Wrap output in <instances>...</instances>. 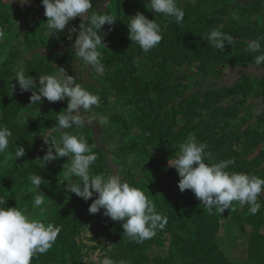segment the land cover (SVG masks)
I'll return each instance as SVG.
<instances>
[{
  "label": "trees",
  "instance_id": "16d2710c",
  "mask_svg": "<svg viewBox=\"0 0 264 264\" xmlns=\"http://www.w3.org/2000/svg\"><path fill=\"white\" fill-rule=\"evenodd\" d=\"M99 1L101 0H93V9H90V11L95 10ZM117 1L120 6L121 0ZM235 1L197 0L192 3L181 2L180 0L178 6L185 11L184 20L182 24H177L174 21L173 27L175 29H167V31L171 30L172 33L170 34L172 35L170 40L167 39L166 33L162 32L163 38L160 43L165 40L170 41L171 44L170 49L163 51L179 53L184 50L183 52L196 55V59L201 60L205 53L201 50L209 49L203 37L211 30L219 29L231 35L234 38V43L232 46H226L221 51L215 49L212 53L213 58L210 57L208 63H213L218 73H221L227 63H236L241 66L255 65L253 57L260 53H248L246 48L248 42L264 37V0H252L247 4L237 3L232 6ZM12 9L14 7L9 0H0V33L3 34V44L0 49L3 54L10 45L9 36L5 33L12 30ZM234 16L238 19H234ZM46 20L47 17L45 16L40 20V25L46 23ZM28 29V33H31V35H25L19 41L20 47L30 41L37 40L34 36L35 26L29 24ZM21 33L18 31L17 34L21 35ZM45 33L42 32L38 37H43ZM44 37L47 39L46 36ZM195 41L202 43V46L204 43L205 46L198 49L188 46V44ZM66 44L70 47L72 42L66 39ZM176 44L177 47L174 48ZM184 46L185 49H182ZM261 46L264 49V41H261ZM198 51L201 54H198ZM71 52L75 54L73 50ZM2 57L0 56V60H2ZM72 59L71 57L68 67L72 63ZM4 64L7 65V62H4ZM154 65L156 66L155 70L144 77L139 84H136V92H132L134 96L139 95L140 98H134V101L129 98L123 107L119 105L118 113L110 110L108 116L118 127H122L127 121H130L132 127L137 129V133L125 136L127 137V145L121 147V152H124L125 156L128 153H135L138 158L146 159V164L139 168L141 172L137 177L135 167L128 166L125 163L126 175L124 177L131 185L141 188L146 194L150 189L156 192V195L150 198L155 200L158 212L168 219L165 229L160 231L171 233L174 240L173 244L178 247L177 252L153 258L147 251L152 238L145 240L143 243L132 241L123 235V221H112L103 215V209L99 213L90 214L89 206L93 201H85L75 194L76 201L73 200L72 203L64 199L53 202L56 204L53 222L59 223L58 225L62 229L59 234L60 245L57 249L50 251L51 256L58 255L57 259L55 257L51 258V256H48L49 254L46 256L43 254V258L37 255L33 258L32 264H83L81 247L78 245L76 237L83 229L87 228L94 231L98 240L100 236L108 238L110 247L104 245L102 248L116 264H119L121 260L127 261V264H175L176 262L182 264H225L222 255L217 254L215 249L210 247L209 241L213 243L220 222L229 218V216L233 217L241 234L247 232L245 223L251 225L252 230L248 237L250 262L251 264H264V201L261 195L258 197V202L262 204V207L255 215L249 212L248 206H245L243 210H238V207H236L234 211H225L223 214L214 211L209 213L191 190L180 191L178 187L180 177L177 170L159 165L155 155L148 152V147L151 145H156L158 149H162L166 144L176 141L185 142L189 135H194L199 142L208 145L206 151L213 153L216 162L229 159L235 161L234 164L229 165L228 171L245 172L264 178V166H262L264 160V114L256 123H250V119L237 127L232 126V128L229 122L223 125L213 123L209 116L202 113V109L208 107L206 98H182L178 100L177 95L171 98L165 94L166 90L170 88L166 78L174 77V70L171 69V72L165 67L164 59L158 60ZM32 67H28V73ZM262 67L264 68V66ZM123 70L124 68L121 65L117 69V73L123 72ZM244 80V82L236 85L237 90H243L248 85L249 79L244 77ZM262 85L264 86V82ZM160 86H166V90L161 91ZM16 88H19V86H16ZM149 92H155L163 98H146ZM164 94L165 96H163ZM261 95L264 96V90ZM30 96L29 91L21 92L20 90L19 95H15L13 98L12 104L15 106L26 105V101ZM198 96H201V94ZM243 101L245 102V100ZM243 101L239 104L238 102L233 103L234 111L232 115L241 113L238 106L242 105ZM116 104L112 103V106L114 107ZM28 113L17 111L16 115L11 118L10 130L19 135L16 138L18 143L15 144V147L12 144L10 146L14 153L17 148L21 147L20 141L25 145H32L36 141L37 135L41 132L38 127L39 123L47 125V121L43 119L42 121L31 120L29 123L20 121ZM38 115L41 118L43 116ZM83 131H86L85 128ZM124 135H120L122 141L125 140ZM87 141L91 145L92 138H87ZM231 142L238 143V146L234 148ZM92 149L98 157L101 156L102 152L93 147ZM25 150V155L17 160L29 157L40 160L46 154L45 150L37 151V146H27ZM91 167L100 170L97 165ZM29 170L31 173L28 176L38 175V171L42 170V184L40 188L35 186L34 188L45 190L50 193L49 197L54 195V189L63 185L64 166L62 163L55 165L50 171L40 168L38 163H33ZM44 174L47 175L44 176ZM0 197L7 201L1 192ZM2 206L10 207L11 205L7 201ZM180 229L183 234L179 233ZM96 248L95 246L94 249ZM185 256L188 258L182 259Z\"/></svg>",
  "mask_w": 264,
  "mask_h": 264
},
{
  "label": "rangeland",
  "instance_id": "374dc122",
  "mask_svg": "<svg viewBox=\"0 0 264 264\" xmlns=\"http://www.w3.org/2000/svg\"><path fill=\"white\" fill-rule=\"evenodd\" d=\"M182 1L195 3L197 0H181V2ZM250 1L252 0H236L232 6H235L237 3L247 4ZM9 2L17 6L13 4L14 9H12L13 12H11V17L13 18L12 30L5 33L10 39L9 48H6V50L4 49V54L0 49V56H3L2 60H0V126L10 129L11 118L16 115L17 111L19 113L20 111L29 112L20 120L24 123H29L31 120L42 121V119L47 121V125L39 123L38 127L41 132L37 135V139L32 145H25L20 141V146H23L25 149L27 146H37V151L45 150V152H47L49 145L44 142L42 134L46 133L47 129H50L57 123L55 120L57 113L66 111L67 100L52 103L48 102L46 98H42V101L36 104H30L31 101L30 98H28L26 105H13V98L20 93L19 88H16V86H19L18 82L13 79L14 73L16 70L22 69L26 75L34 76L38 81L39 75L52 74L60 67L67 69L71 57L73 59L66 70L67 73L77 76V83H80L100 97V105L98 107L94 106L91 110L93 119L99 116H108L110 110H114L115 113H118L119 105L123 107L124 104H126V100L132 98L131 100L134 101V98H140L139 95L134 96L132 94V92H136V84H139L144 77L155 70L156 66L154 64L160 59H164L165 67L170 71L171 69L174 70L175 73L174 77L170 79L168 77L166 78V82H168V85L170 84V88L166 90V86H160V90H166L165 94L169 95L171 98L177 95L179 98L178 100L182 98H206L208 107H204L202 113L209 116L213 123L223 125L229 122L232 128V126L237 127L239 124L250 119V123H256L264 114V96L261 95L264 90V86L262 85L264 82V68L262 66H241L236 63H227L221 70V73H218L213 63H208L210 57L213 58L212 53L215 49L212 48L205 39L209 49L201 50L205 51L203 59L201 60H197L195 57L196 55L183 52L184 50L179 53H167L163 51L171 48L170 41L164 40L163 43H159L158 46L148 53H144L135 42L132 43L128 36L129 28L127 22L131 19V16H135L137 13H143L149 19H155L161 26L162 32L166 33L168 40L172 38V35H170L172 34L171 30L175 29V27H173L174 20L172 21V18L150 11L145 6V0H121L120 6L117 0H107V7H105L106 0L99 1L101 3L96 9L97 11H101V14H111L117 17L113 25H108L106 23L100 30L102 33H105L103 36V43L106 45L100 47L102 63L105 66L103 75L96 74L94 70L77 60L75 54L71 52V50H73L75 53L72 47L74 42H72L70 47L66 44L65 30L59 32L58 35H52L47 30L46 23L42 24L45 26L40 25L41 14H37L38 12L36 9L31 6L42 3L41 0H30V3L24 6H21L19 2L17 4L15 0H9ZM178 2H180V0H177V3ZM96 10H94V12ZM29 24L35 26L36 30L34 36H36L35 38L37 40L30 41L20 47L19 41L25 35H31V33H28ZM6 28L8 29V27ZM167 29L171 30L167 31ZM18 31L22 32L21 35L17 34ZM42 32H46L44 36H46L47 39H45L44 36L38 37ZM2 44V39H0V48ZM189 45L193 46L195 49L205 46L204 43L202 46V43L197 41L191 42L188 46ZM176 47L177 44L174 45V48ZM11 48H13V50H11ZM182 49H185V46ZM15 50L18 52L16 53ZM198 54H201V52L198 51ZM4 62H7V65H5ZM73 65H76V67ZM121 65L124 70L123 72L120 71L117 73V69H119ZM31 66L33 67L28 73V67ZM244 77L249 79L248 85H246L243 90H237L236 85L244 82ZM13 85H15L14 88ZM29 92L31 95V91ZM199 93L201 96H198L200 95ZM165 94L163 96H165ZM179 95H181V97H179ZM146 98L163 97H159L155 92H149ZM243 100H245V102ZM242 101L243 104L238 106L241 113L232 115L234 111L233 103L238 102L239 104ZM112 103L117 104L113 107ZM38 114L43 115L42 118ZM85 130L86 131L73 128L68 131L69 134L72 135L82 133L86 139L91 137L92 147L102 152L101 156H99L97 161L92 165L99 166L100 170L91 167L92 174H107L115 171L121 175L123 180L127 181L124 177L126 175L124 169L128 164V166L135 167V174L138 177L141 172L139 168L146 164V159L142 160L138 158L135 153H128L125 156L124 152H121V147L127 145V137L125 136L137 133V129L132 127L130 121H127L124 126L118 127V125H115L109 118V124L107 126L101 127L93 123L91 126L86 127ZM11 131L13 135L10 138L9 147L6 152L7 159L5 160V154H0V192L9 202L11 205L10 207L26 209L27 213L31 214L34 218L40 219L46 224L52 223L55 226H59V223L53 222L56 206L53 202L64 199L72 203L73 200L76 201L75 194L66 191L64 187L67 184V181H64L65 176L62 180L63 185L54 189V195L51 197L48 196L50 193L45 190H37L34 188V185H32L28 179V174L31 173L29 168L33 163L39 164L40 160L30 157L17 160L10 146L12 144L15 147V144L18 143L16 138H18L19 135L15 131ZM62 134L63 133H57L56 135L59 137ZM123 134H125V140L122 141L120 135L123 136ZM180 143L182 142H172L166 144L162 149H158L156 145H151L148 147V152L155 155L159 165L171 167L169 166V160L178 155L179 149L176 146ZM231 144L234 148L238 146L236 142H231ZM138 160L139 162H137ZM68 162V157H61L47 163L44 169L50 171L55 165L62 163L64 166ZM67 166V164L64 166L65 170ZM262 166H264V160ZM41 171H38V175H41ZM45 175L47 174H44V176ZM127 182L130 183L129 181ZM41 193H44L45 200V204L41 206L43 211L33 207L35 196ZM147 194L152 197L156 195V192L150 189ZM261 196L264 201V192H262ZM94 199L95 196L88 201L91 202ZM153 201L155 203V200ZM245 206L248 205L240 206L236 202L233 203L234 209L238 207V210H243ZM225 211L232 212L231 209ZM245 224L247 232L241 234L233 217L229 216V218L223 219L220 222L219 229L215 232L213 243L209 241L210 247L215 249L217 254L222 255L221 257L225 261V264H251L248 237L252 227L247 223ZM179 233L183 234L181 229ZM76 241L81 247V260L83 264H98V261L108 256L106 251L102 248L104 245L110 247L108 238L100 236L98 240L94 231L89 228L83 229L76 237ZM173 242L174 240L171 233L157 231V234L151 239L147 251L153 258L163 257L172 252H177L178 247L174 245ZM58 245H60L59 235L45 256L48 254V256H51L50 251L55 248L57 249ZM95 246L97 247L96 249H94ZM40 256L43 258V254ZM54 257L57 259L58 255L51 256V258ZM186 258L188 257L185 256L182 259ZM58 259L60 260V258ZM175 264L182 263L176 262Z\"/></svg>",
  "mask_w": 264,
  "mask_h": 264
},
{
  "label": "clouds",
  "instance_id": "9594fccd",
  "mask_svg": "<svg viewBox=\"0 0 264 264\" xmlns=\"http://www.w3.org/2000/svg\"><path fill=\"white\" fill-rule=\"evenodd\" d=\"M45 8L46 28L53 34H59L75 18H81L78 35L73 43L78 61L103 75L105 66L102 63L100 47L103 36L100 30L107 23L113 25L117 17L101 14L93 10V0H41ZM21 6L28 5L30 0H19ZM145 6L155 14L173 18L182 24L185 11L178 6L177 0H145ZM107 7V0L105 3ZM234 19L238 17L234 16ZM128 36L132 43L139 45L144 53L158 46L162 40L161 26L155 19H149L143 13L131 16L127 22ZM72 32H77L76 28ZM3 34L0 33V39ZM212 48L224 50L233 45L234 38L219 29H213L203 37ZM261 41L264 37L248 42V53H260L253 57L257 66H264V49ZM76 67V65H73ZM21 92L31 91L30 104H36L46 98L48 102L67 100L66 111L57 113V123L42 134L44 142L49 145L46 154L40 159L39 167L45 168L47 163L68 157V166L63 174L68 193L88 201L95 196L89 206V213L96 214L103 209V215L112 221L121 222L124 236L136 243H143L153 238L157 231L165 229L168 224L166 216L158 212L156 204L141 188L123 180L118 172L92 174L91 166L97 161L98 155L90 147L82 133L69 134V129H84L93 123L101 127L109 124L108 116H91L94 106L100 105V97L77 83V76L68 74L60 67L52 74L39 75L37 78L26 75L22 69L14 73ZM15 85H13V88ZM57 133H63L57 137ZM12 131L0 126V154H5L9 147ZM179 153L169 160V166L175 167L180 177L178 187L181 192L191 190L209 213L213 211L223 214L225 210L234 211L233 203L240 206L248 205L252 215L257 214L262 204L258 197L264 192V178L245 172L228 171L234 160L215 161L212 152L206 151L208 145L199 142L194 135H189L185 142L178 146ZM23 146L15 150L16 159L25 155ZM65 164V165H66ZM64 165V166H65ZM31 184L40 188L42 176L32 174L28 177ZM63 184V183H62ZM7 203L0 197V264H32L35 256L46 254L57 240L61 227L45 223L18 207H3ZM45 204L44 193L34 198L35 209ZM98 264H116L105 256ZM119 264H127L121 260Z\"/></svg>",
  "mask_w": 264,
  "mask_h": 264
},
{
  "label": "built area",
  "instance_id": "2783aa9c",
  "mask_svg": "<svg viewBox=\"0 0 264 264\" xmlns=\"http://www.w3.org/2000/svg\"><path fill=\"white\" fill-rule=\"evenodd\" d=\"M82 19L81 18H75L69 21V24L66 26L65 35L66 39L70 42H74L76 39V36L78 35L79 25L81 24ZM76 28L77 32H72V29Z\"/></svg>",
  "mask_w": 264,
  "mask_h": 264
},
{
  "label": "crops",
  "instance_id": "0c3cea01",
  "mask_svg": "<svg viewBox=\"0 0 264 264\" xmlns=\"http://www.w3.org/2000/svg\"><path fill=\"white\" fill-rule=\"evenodd\" d=\"M16 2H17V4H18V2H19V0H15ZM101 2H98V4H97V6H96V8H95V10L98 8V6H99V4H100ZM10 4H14V3H12V2H10ZM14 6H17V5H15L14 4ZM29 6H31V5H29ZM19 7V6H18ZM31 7H34L35 9H36V11L38 12L37 14H41V17H40V19L42 20L44 17H45V8H44V6L42 5V3H37L36 5H34V6H31ZM91 11L89 10V13H90ZM94 12V11H93ZM18 21H20V20H18ZM72 47H73V45H72ZM74 49V48H73Z\"/></svg>",
  "mask_w": 264,
  "mask_h": 264
}]
</instances>
